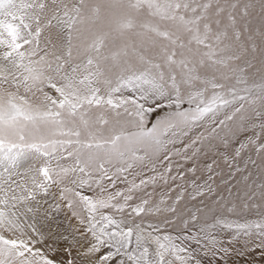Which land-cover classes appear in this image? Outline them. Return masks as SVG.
<instances>
[{"label": "snow or ice", "instance_id": "snow-or-ice-1", "mask_svg": "<svg viewBox=\"0 0 264 264\" xmlns=\"http://www.w3.org/2000/svg\"><path fill=\"white\" fill-rule=\"evenodd\" d=\"M60 243L264 261V0H0V264Z\"/></svg>", "mask_w": 264, "mask_h": 264}, {"label": "rangeland", "instance_id": "rangeland-1", "mask_svg": "<svg viewBox=\"0 0 264 264\" xmlns=\"http://www.w3.org/2000/svg\"><path fill=\"white\" fill-rule=\"evenodd\" d=\"M67 216H70V213H68ZM67 216L64 215V214H61L59 219L61 221H64L66 225L75 224L74 220H71L69 222L68 219H67ZM234 248L242 250L243 249L242 242L241 243H236L234 245ZM69 252H70V255H69ZM47 254L51 258L56 259V260L67 261L68 259H73L75 261V264H80V261L77 258L76 250L74 248L70 249L68 243H60L58 245H55L53 250H47ZM202 259H205V264H207V259L206 258H202ZM233 259L237 260L238 264H247L248 261H251L253 259L259 261V252L258 251L257 252H253L246 258L245 257H239V256H236L234 254L233 255ZM229 264H231V260H230ZM260 264H264V261L260 262Z\"/></svg>", "mask_w": 264, "mask_h": 264}]
</instances>
